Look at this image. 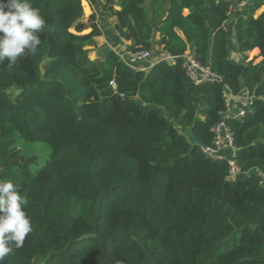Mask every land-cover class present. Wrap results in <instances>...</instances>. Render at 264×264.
Masks as SVG:
<instances>
[{
    "label": "trees",
    "instance_id": "trees-1",
    "mask_svg": "<svg viewBox=\"0 0 264 264\" xmlns=\"http://www.w3.org/2000/svg\"><path fill=\"white\" fill-rule=\"evenodd\" d=\"M105 1L128 50L157 40L175 60L92 58L97 11L83 23L82 0H33L42 43L0 68V178L20 183L33 227L4 264H264V0ZM190 47L221 80L187 76ZM226 89L254 96L241 116H224ZM222 120L235 179L202 150ZM35 142L51 149L43 165L22 154Z\"/></svg>",
    "mask_w": 264,
    "mask_h": 264
},
{
    "label": "clouds",
    "instance_id": "clouds-1",
    "mask_svg": "<svg viewBox=\"0 0 264 264\" xmlns=\"http://www.w3.org/2000/svg\"><path fill=\"white\" fill-rule=\"evenodd\" d=\"M47 23L33 0H0V68L11 72L22 59L35 55ZM26 203L18 181L0 178V264L22 248L33 231Z\"/></svg>",
    "mask_w": 264,
    "mask_h": 264
},
{
    "label": "built area",
    "instance_id": "built-area-1",
    "mask_svg": "<svg viewBox=\"0 0 264 264\" xmlns=\"http://www.w3.org/2000/svg\"><path fill=\"white\" fill-rule=\"evenodd\" d=\"M244 4L245 3L243 2L241 5ZM229 23L230 21H226L225 25L228 26ZM123 55H126L135 62H144L152 59L153 52L149 49L140 47L135 50L127 49ZM123 55L120 56L123 58ZM182 58L185 72L194 83L201 84L204 82H214L221 80V77L216 72H214L209 65L202 64L198 59H196L195 52L192 48H189L182 55ZM161 59L174 62L175 57L167 54V56H163V58H160L158 60ZM253 97L254 96L243 93L234 95L229 92L228 89H226L224 91V98L226 106L228 107V112L225 113L224 116L228 117L230 116V114L234 116H241L242 114H244L245 110L251 106ZM229 110H232L230 111L231 113L229 112ZM212 131L215 136L213 145L202 146V150L210 157L227 160L230 164L228 176L231 179H235L236 176L241 172V169L234 161L236 147L234 145L233 133L224 120L215 124L212 127ZM261 182L264 183V175L262 176Z\"/></svg>",
    "mask_w": 264,
    "mask_h": 264
},
{
    "label": "rangeland",
    "instance_id": "rangeland-1",
    "mask_svg": "<svg viewBox=\"0 0 264 264\" xmlns=\"http://www.w3.org/2000/svg\"><path fill=\"white\" fill-rule=\"evenodd\" d=\"M85 5H86V10L84 9V16L82 17L81 21L83 23H88L89 22V16L93 12V10L97 11L98 15V21L99 23L102 22H108L112 23L113 21H116V17L111 14V10L109 9L108 5H105L106 1L105 0H100L95 4V6L91 5L88 0H82ZM146 4H148V0H146ZM264 11V6H262L256 13V15L260 14L261 12ZM235 17L233 18V20ZM113 20V21H112ZM232 25L229 26L230 28V34H231V45L232 47L235 46V40L233 36V30L231 28ZM158 41L153 42V46L150 48V50L153 52L152 60L160 59L163 58L162 53L160 52V45L158 44ZM96 46H89L90 49V56L92 58H96L98 53H97V44ZM259 53V50L253 51L249 53V59L255 58ZM260 58H258L259 60ZM181 131H183L186 136L192 140L193 136L190 130L186 129L183 130L180 128ZM193 141V140H192ZM21 150L22 154L25 159H36L38 160L39 165H43L46 161L47 158H50L51 156V149L49 146L43 144L42 142H35V143H27V144H22L21 145ZM41 264V263H39Z\"/></svg>",
    "mask_w": 264,
    "mask_h": 264
},
{
    "label": "crops",
    "instance_id": "crops-1",
    "mask_svg": "<svg viewBox=\"0 0 264 264\" xmlns=\"http://www.w3.org/2000/svg\"><path fill=\"white\" fill-rule=\"evenodd\" d=\"M93 11H95V10H93ZM98 23H99V21H98ZM99 24H100V27L102 28L103 34L101 36L95 38V41L97 44V49H102L104 47H110L111 49H113L115 52H117L119 55L122 56L124 54V52L127 50V46H128V44H130V42L121 38L118 35V33L114 30L115 21H113L112 23L101 21V23H99ZM154 41H157V40H154ZM190 48H192V47H190ZM160 52L162 53V55L164 57L167 56V53L163 52L161 48H160ZM230 56H231V58H234V59L239 58L236 48L232 49ZM123 58L127 62L132 64L133 66L140 68V69H144V70H149L154 65V63L158 60V59H156V60L150 59L149 61L135 62V61L131 60L129 57H127L126 55L125 56L123 55Z\"/></svg>",
    "mask_w": 264,
    "mask_h": 264
}]
</instances>
